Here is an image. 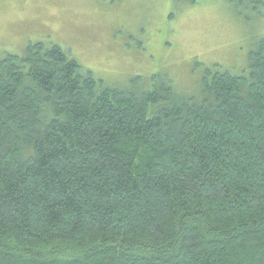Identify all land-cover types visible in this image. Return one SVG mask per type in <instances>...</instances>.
I'll return each mask as SVG.
<instances>
[{
    "label": "trees",
    "instance_id": "16d2710c",
    "mask_svg": "<svg viewBox=\"0 0 264 264\" xmlns=\"http://www.w3.org/2000/svg\"><path fill=\"white\" fill-rule=\"evenodd\" d=\"M257 46L201 99L112 88L60 45L0 56V264H264Z\"/></svg>",
    "mask_w": 264,
    "mask_h": 264
},
{
    "label": "rangeland",
    "instance_id": "374dc122",
    "mask_svg": "<svg viewBox=\"0 0 264 264\" xmlns=\"http://www.w3.org/2000/svg\"><path fill=\"white\" fill-rule=\"evenodd\" d=\"M263 38L264 9L233 0H0V56L60 45L112 88L149 90L162 74L201 99L206 69L248 73Z\"/></svg>",
    "mask_w": 264,
    "mask_h": 264
}]
</instances>
